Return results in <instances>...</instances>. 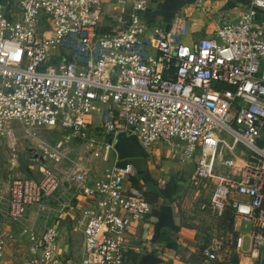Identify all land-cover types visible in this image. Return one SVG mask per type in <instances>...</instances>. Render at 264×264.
I'll return each instance as SVG.
<instances>
[{
    "label": "built area",
    "instance_id": "1",
    "mask_svg": "<svg viewBox=\"0 0 264 264\" xmlns=\"http://www.w3.org/2000/svg\"><path fill=\"white\" fill-rule=\"evenodd\" d=\"M129 1L103 26L100 0H0V150L9 166L0 216L19 224L30 208L34 219L44 209L63 212L72 199L60 192L71 191L87 203L80 264L138 255L130 229L154 206L126 190L134 166L102 141L123 135L147 152L166 143L178 162L192 163L188 182L212 185L199 209L219 220L230 210L235 249L248 236L253 251L264 250V0H246L235 22L190 43L143 18L144 0ZM43 131L63 135L49 141ZM112 153L104 169L93 162ZM20 154L24 172L38 178L12 173ZM32 225L22 230L37 256L30 263L62 264L57 230L37 237ZM221 247L213 237L201 254L213 261ZM6 248L0 231V264Z\"/></svg>",
    "mask_w": 264,
    "mask_h": 264
},
{
    "label": "crops",
    "instance_id": "2",
    "mask_svg": "<svg viewBox=\"0 0 264 264\" xmlns=\"http://www.w3.org/2000/svg\"><path fill=\"white\" fill-rule=\"evenodd\" d=\"M100 1L104 13L103 26L132 7L129 0ZM144 1L147 11L155 12L156 5L162 0ZM245 3L246 0H194L179 9L170 23H162L158 15L154 22L165 29L174 28L178 33L181 31L183 34L179 33L180 36H185L183 41L190 43L198 38L211 37L218 24L229 21L230 18L236 20ZM192 169L193 164L187 163L180 171L189 176ZM132 179L140 186V191L146 194L153 192L155 187L162 190L171 179H175L177 184L175 194L168 199L160 198L150 202L154 206L152 214L144 222H134L131 226L132 245L139 249L138 259L144 254H154L161 260L160 264H264V250L253 251L248 236H245L243 248L235 249L230 210L219 220L209 210L199 209L201 204H208L210 201L212 194L210 182L202 181L199 186H192L188 178H150L149 182L144 178ZM125 188L127 191L137 189L133 187L131 178L126 179ZM60 196L64 201L72 199L71 206L63 212H59L58 209H44L34 219L36 210L30 208L26 210L25 220L19 224L0 216V231L7 236V248L2 264H31L30 261L37 258L35 254L30 253L29 238L22 232L32 221V230L37 237L47 227L52 226L57 230L58 258L62 264H80L84 223L81 212L87 203L84 197L73 196L71 191L60 192ZM231 197L239 198L236 194ZM166 206L171 208L176 230L162 228L155 237L159 215ZM247 233L248 231L244 232ZM213 237L221 240L222 247L217 258L211 261L204 258L201 251ZM140 247L144 249L140 250ZM133 257L134 255L128 252L124 264H136L137 261L134 263Z\"/></svg>",
    "mask_w": 264,
    "mask_h": 264
},
{
    "label": "rangeland",
    "instance_id": "3",
    "mask_svg": "<svg viewBox=\"0 0 264 264\" xmlns=\"http://www.w3.org/2000/svg\"><path fill=\"white\" fill-rule=\"evenodd\" d=\"M42 16H44L42 14ZM230 22H235V19H228ZM180 34L181 31H179ZM185 38V36H182V39ZM93 125L100 124V121L98 119V114L93 113L91 115ZM46 135L45 137L49 141H56L58 138H60L63 134L59 133V131H53V132H47L43 131ZM264 136V134H263ZM109 139L104 138L102 141L103 143H106ZM28 144L25 142H21L20 144V150L26 148ZM156 145V146H155ZM100 154V152H98ZM113 153L111 154V160L108 163H100L97 159L93 160L94 163H96L100 168L104 169L107 166H110L113 160ZM133 166H134V177L135 178H144V180L148 181L150 178H187L186 173H184L182 170V167L184 164L178 162L176 158L172 155V153L169 150V146L166 143L163 142H157L153 145V147L149 150V157L146 159H132L131 160ZM34 168V166H31ZM183 172V173H182ZM9 174V166L7 164V155L5 151L0 150V184L4 185L6 184V176ZM31 175L35 178H38L37 172H24L22 175ZM148 179V180H147ZM160 180V179H158ZM147 182V183H148ZM242 228L241 232L248 231V225L243 222L240 226Z\"/></svg>",
    "mask_w": 264,
    "mask_h": 264
},
{
    "label": "water",
    "instance_id": "4",
    "mask_svg": "<svg viewBox=\"0 0 264 264\" xmlns=\"http://www.w3.org/2000/svg\"><path fill=\"white\" fill-rule=\"evenodd\" d=\"M194 0H162L156 5L155 13L161 17L162 23L168 24L174 18L176 12L186 4L192 3ZM113 146L114 153L119 160H132V159H146L149 153L145 151L138 142L133 138H128L123 135H118L115 139L108 141ZM18 168L13 170V174L23 173L27 164L25 154H20L18 159ZM162 228L176 230L171 208L166 206L162 209L159 220L155 229V237L159 234ZM161 260L154 254L142 255L136 264H160Z\"/></svg>",
    "mask_w": 264,
    "mask_h": 264
},
{
    "label": "trees",
    "instance_id": "5",
    "mask_svg": "<svg viewBox=\"0 0 264 264\" xmlns=\"http://www.w3.org/2000/svg\"><path fill=\"white\" fill-rule=\"evenodd\" d=\"M156 13L153 12L152 10H146L145 12L141 13V16L143 18H145L149 23H154L155 21V17H156ZM131 183L133 184V187L137 188L138 190H140V186L138 184H136V182H134L135 178L134 176H131ZM155 187V186H154ZM153 192H151L150 194H146L145 192H142L144 198L148 201V202H155L157 199H168L170 198L173 194L176 193L177 191V184H176V180L175 179H171L169 180V182L161 189L159 188H153ZM133 262L136 263V261H138V256L134 255L133 257Z\"/></svg>",
    "mask_w": 264,
    "mask_h": 264
}]
</instances>
